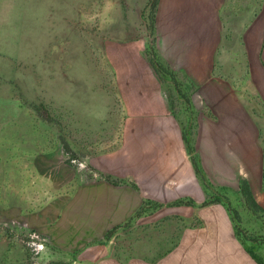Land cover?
Instances as JSON below:
<instances>
[{"label": "rangeland", "instance_id": "374dc122", "mask_svg": "<svg viewBox=\"0 0 264 264\" xmlns=\"http://www.w3.org/2000/svg\"><path fill=\"white\" fill-rule=\"evenodd\" d=\"M148 2L0 0V264H73L87 252L117 264L153 263L202 224L189 210L153 200L151 180L122 162L163 133L156 122L139 129L153 84L131 88L129 82L132 71L149 82L140 74L157 37L142 18ZM178 83L190 96L188 80ZM168 87L161 88L173 100L171 115L190 134L189 110ZM204 172L240 214L244 234L264 238L261 217L245 210L236 188L228 196L221 172ZM107 178L119 185L104 190ZM145 200L163 206L146 204L150 210L140 214ZM101 201L112 204L99 214Z\"/></svg>", "mask_w": 264, "mask_h": 264}, {"label": "crops", "instance_id": "0c3cea01", "mask_svg": "<svg viewBox=\"0 0 264 264\" xmlns=\"http://www.w3.org/2000/svg\"><path fill=\"white\" fill-rule=\"evenodd\" d=\"M156 35L160 61L179 82L186 78L190 83L189 104L179 100L189 110L191 121L186 128L191 129L193 156L203 178L196 174L183 138L186 122L171 115L174 111L170 109L166 90L161 88L163 83L143 57L140 74H146L149 82L144 79L141 82L137 71L131 72L136 77L129 80L131 88L140 84L143 88L150 83L154 86L149 92L153 96L142 104L143 116L146 113L149 116L142 118L139 129H150L156 122L163 133H159L158 140L134 147L122 160L124 168L132 175L139 171L142 177L151 180L148 185L157 189L153 200L166 201L167 207L180 199H190L196 206L204 203L216 192L208 181V172L207 175L204 172V168L206 171L212 168L221 172V185L228 196L235 187L242 199L240 181L247 180L264 209V0H160ZM197 112L200 117L193 122ZM143 121L149 122V127ZM197 128L205 133L194 137L192 130ZM207 161L211 163L206 164ZM110 188L115 186L103 187ZM126 192L134 194L133 190ZM97 197L94 195L93 201ZM225 199L222 198L223 204ZM97 204L101 207L97 208L100 214L99 209L109 207L112 202ZM223 204L169 207L189 210L190 218H197L202 224L189 230L171 254H164L153 263L140 264H258L247 247L255 248L264 261V245L243 244ZM245 210L254 216L246 207ZM185 212L177 214L186 216ZM259 220L264 227V215ZM94 254L84 253L73 264H117L112 259L98 260Z\"/></svg>", "mask_w": 264, "mask_h": 264}, {"label": "trees", "instance_id": "16d2710c", "mask_svg": "<svg viewBox=\"0 0 264 264\" xmlns=\"http://www.w3.org/2000/svg\"><path fill=\"white\" fill-rule=\"evenodd\" d=\"M159 3H160V0H149L145 10L142 13V18L145 21V26H146L147 32H149V34L151 36L155 35V33H156V15L158 12ZM155 46H156L155 41L152 40L150 48H152L153 51L149 50L147 52L148 63H149V66L151 67L153 73L158 78L159 82H161L163 84H169V86H170L169 90H172L174 93L177 94V96H179L187 104H189V96H187L186 94H183L184 92L181 89V84L178 83V81L176 80L175 74L172 71H170V69L167 68L160 61L158 55L156 54V52L154 50ZM166 94H167V100L169 102L170 109H171V111H174L173 100L169 99V91L166 92ZM183 138H184V141L186 143L187 150H188L189 154L192 155L191 160H192L193 166L195 168L196 174L199 177L203 178L202 170L198 166V163L193 156L194 149L191 145L189 134L186 131L183 133ZM106 181H107V183H109L113 186L119 185L118 182L112 180L111 178H107ZM133 188L138 189L135 184H133ZM239 188H240V192L242 194L243 203H244L245 207L247 208V210L249 212H251L254 216H256V217L258 216V217L262 218V216L264 215V209L256 201L254 194L252 192L251 186L248 183V181L242 179L240 181ZM221 198H225V197H221V195H218L216 192H213L211 195H209V199H207L204 203H202L201 207H206V206L213 205V204H223L222 203L223 201ZM146 204H152L153 205L152 208H154V209H157V208L163 206L160 203H157L154 201L152 202L150 200L149 201L145 200V201H143V203L140 207V211H139L140 214L141 213L144 214V213L148 212V210H150V209L146 208ZM223 205L227 208V211L229 212L231 219L234 223L236 235L243 244L245 242H252L253 244L264 243V238H261V237L256 238L253 236L248 237L246 234H244V232L240 228V225H241L240 214L238 213V211L236 209L232 208L228 199L227 200L225 199V204H223ZM168 206L169 207H181V206L194 207L196 205H195V202L192 200L188 201L185 199H180L176 202L168 204ZM118 228H120V227H118ZM118 228H115V229L109 231L105 236V240L110 241L112 239V237L114 236V234L116 233ZM246 249L250 253V255L257 261L258 264H264V261L256 254L255 248H253V247L248 248L247 247ZM55 264H61V263H55Z\"/></svg>", "mask_w": 264, "mask_h": 264}]
</instances>
